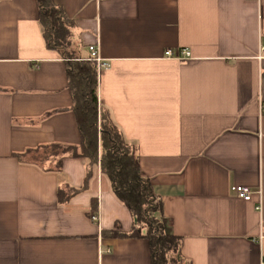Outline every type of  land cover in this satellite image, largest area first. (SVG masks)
<instances>
[{
    "label": "crops",
    "instance_id": "0c3cea01",
    "mask_svg": "<svg viewBox=\"0 0 264 264\" xmlns=\"http://www.w3.org/2000/svg\"><path fill=\"white\" fill-rule=\"evenodd\" d=\"M53 1L75 21L70 50L88 57L97 44L108 61L97 71L98 103L137 145L182 256L260 264L264 0ZM41 28L37 0H0V264H151L145 239L103 235L115 222L129 231L132 217L100 170L59 202V188L82 186L85 159L65 156L59 171L28 159L40 145L81 143L66 59ZM78 38L86 52L72 48ZM182 48L188 59L164 55ZM237 185L250 200L234 194ZM95 199L98 222L89 216Z\"/></svg>",
    "mask_w": 264,
    "mask_h": 264
},
{
    "label": "trees",
    "instance_id": "16d2710c",
    "mask_svg": "<svg viewBox=\"0 0 264 264\" xmlns=\"http://www.w3.org/2000/svg\"><path fill=\"white\" fill-rule=\"evenodd\" d=\"M37 4L38 21L46 47L56 50L66 59L65 72L72 98L69 109L75 115L81 143L80 146L60 143L40 145L26 152H40L29 160L39 165L44 163L42 161L52 160L53 169L59 171L65 156L84 158L86 172L82 186L59 188L58 201L67 202L77 192L87 190L96 171L100 170L115 198L132 217L129 231H124L115 222L111 229L103 230V235L108 238L145 239L151 264H190L181 254L182 238L167 229L163 203L154 193L150 179L141 171L137 145L126 140L113 123L109 111L98 103L96 62L89 57H79L70 50L71 29L75 21L68 18L53 0H37ZM95 209L96 199L92 202L89 216Z\"/></svg>",
    "mask_w": 264,
    "mask_h": 264
},
{
    "label": "built area",
    "instance_id": "2783aa9c",
    "mask_svg": "<svg viewBox=\"0 0 264 264\" xmlns=\"http://www.w3.org/2000/svg\"><path fill=\"white\" fill-rule=\"evenodd\" d=\"M264 46V44H263ZM88 50H89V58L93 59L96 62L97 65V71L101 70V69H105L109 66L108 61L102 59L99 56V52H98V47L97 44L94 45H89L88 46ZM165 57L168 58H174V59H179V60H185L188 59L190 57V52L187 48H182L179 52L174 53L171 49H166L164 52ZM258 111L259 113H264V102L260 101L259 105H258ZM234 194L237 197H240L244 200H250L251 195H252V191L249 187L244 186V185H237L234 186L232 188ZM260 192V191H258ZM90 218L93 221L98 222L99 221V214L97 213V211H94L91 215ZM260 264H264V257L261 259Z\"/></svg>",
    "mask_w": 264,
    "mask_h": 264
},
{
    "label": "rangeland",
    "instance_id": "374dc122",
    "mask_svg": "<svg viewBox=\"0 0 264 264\" xmlns=\"http://www.w3.org/2000/svg\"><path fill=\"white\" fill-rule=\"evenodd\" d=\"M72 48L75 49V50H78L80 52H83V51L86 52V49H87L86 45L82 43V41L80 40V38L74 40ZM36 154L37 155H40V152H37ZM32 156H33V154L30 155V157H32ZM30 157L28 159H30ZM42 162H45V161H42Z\"/></svg>",
    "mask_w": 264,
    "mask_h": 264
}]
</instances>
